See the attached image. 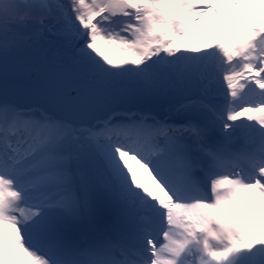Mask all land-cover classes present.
I'll return each mask as SVG.
<instances>
[{
	"label": "snow or ice",
	"instance_id": "1",
	"mask_svg": "<svg viewBox=\"0 0 264 264\" xmlns=\"http://www.w3.org/2000/svg\"><path fill=\"white\" fill-rule=\"evenodd\" d=\"M0 264H264V0H0Z\"/></svg>",
	"mask_w": 264,
	"mask_h": 264
},
{
	"label": "bare ground",
	"instance_id": "2",
	"mask_svg": "<svg viewBox=\"0 0 264 264\" xmlns=\"http://www.w3.org/2000/svg\"><path fill=\"white\" fill-rule=\"evenodd\" d=\"M229 11H234V10H232V9H229ZM254 22L255 23H260V19H259V15H255L254 16ZM238 24H239V21H238ZM195 37H193V40L195 41ZM246 209H242V211H245Z\"/></svg>",
	"mask_w": 264,
	"mask_h": 264
}]
</instances>
